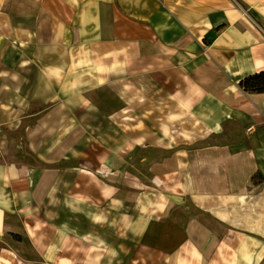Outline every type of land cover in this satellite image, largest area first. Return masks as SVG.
Masks as SVG:
<instances>
[{
	"label": "crops",
	"instance_id": "obj_1",
	"mask_svg": "<svg viewBox=\"0 0 264 264\" xmlns=\"http://www.w3.org/2000/svg\"><path fill=\"white\" fill-rule=\"evenodd\" d=\"M264 0H0V264H264Z\"/></svg>",
	"mask_w": 264,
	"mask_h": 264
},
{
	"label": "trees",
	"instance_id": "obj_2",
	"mask_svg": "<svg viewBox=\"0 0 264 264\" xmlns=\"http://www.w3.org/2000/svg\"><path fill=\"white\" fill-rule=\"evenodd\" d=\"M246 92L264 93V70L247 76L240 82Z\"/></svg>",
	"mask_w": 264,
	"mask_h": 264
}]
</instances>
